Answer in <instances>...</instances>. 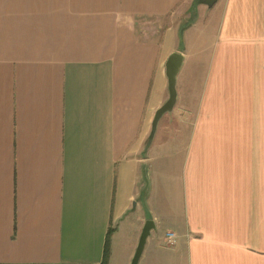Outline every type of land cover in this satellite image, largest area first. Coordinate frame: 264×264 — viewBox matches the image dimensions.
Instances as JSON below:
<instances>
[{
	"label": "crops",
	"instance_id": "0c3cea01",
	"mask_svg": "<svg viewBox=\"0 0 264 264\" xmlns=\"http://www.w3.org/2000/svg\"><path fill=\"white\" fill-rule=\"evenodd\" d=\"M149 219L138 264H264V0H0V264H131Z\"/></svg>",
	"mask_w": 264,
	"mask_h": 264
},
{
	"label": "water",
	"instance_id": "95a60500",
	"mask_svg": "<svg viewBox=\"0 0 264 264\" xmlns=\"http://www.w3.org/2000/svg\"><path fill=\"white\" fill-rule=\"evenodd\" d=\"M199 1L202 3H206L208 5H212L215 0H199ZM183 59H184V55L182 54V52H179V51L172 52L170 54L169 58L167 59L166 73H167V77H168L169 97L166 100V102H164V104H162L156 110V112L154 114V118L152 121V128H151V132H150V136H149L150 140H152L154 137V134H155V131L157 128V124H158V121L161 118V116L165 112L171 111L173 109L175 103H176V100H177V88H176L177 75H178L180 68L182 66ZM154 227H155V224H154V221L152 219H149L146 221L131 264H138L139 263L140 257L143 253V250H144V246L146 244L147 237L149 236L151 229Z\"/></svg>",
	"mask_w": 264,
	"mask_h": 264
},
{
	"label": "built area",
	"instance_id": "2783aa9c",
	"mask_svg": "<svg viewBox=\"0 0 264 264\" xmlns=\"http://www.w3.org/2000/svg\"><path fill=\"white\" fill-rule=\"evenodd\" d=\"M164 242L168 248H173L177 243V234L174 231H167L164 237Z\"/></svg>",
	"mask_w": 264,
	"mask_h": 264
},
{
	"label": "rangeland",
	"instance_id": "374dc122",
	"mask_svg": "<svg viewBox=\"0 0 264 264\" xmlns=\"http://www.w3.org/2000/svg\"><path fill=\"white\" fill-rule=\"evenodd\" d=\"M188 14H189V13H188ZM184 21H186V22H185L184 24H182V25H184V27H185V25H186V23H187V21H188L187 17L184 18ZM184 21H183V22H184ZM182 39H183V36L181 35L179 41H182ZM175 233H176V232H175ZM165 234H166V233H165ZM177 239H178V235H177ZM165 242H166V240H165ZM165 242L162 243V246L165 247V248H168V247L165 245ZM169 248H172V247H169ZM176 264H185V263H184V262H181V261H179V260L177 261V259H176Z\"/></svg>",
	"mask_w": 264,
	"mask_h": 264
},
{
	"label": "trees",
	"instance_id": "16d2710c",
	"mask_svg": "<svg viewBox=\"0 0 264 264\" xmlns=\"http://www.w3.org/2000/svg\"><path fill=\"white\" fill-rule=\"evenodd\" d=\"M106 244H107V247H108V244H109V235H108V238H107V243H106Z\"/></svg>",
	"mask_w": 264,
	"mask_h": 264
}]
</instances>
